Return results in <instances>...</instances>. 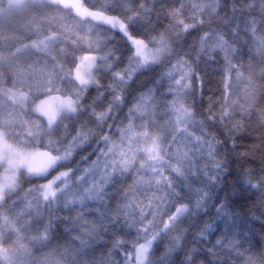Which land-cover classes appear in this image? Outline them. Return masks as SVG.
I'll return each mask as SVG.
<instances>
[{"label":"snow or ice","instance_id":"obj_1","mask_svg":"<svg viewBox=\"0 0 264 264\" xmlns=\"http://www.w3.org/2000/svg\"><path fill=\"white\" fill-rule=\"evenodd\" d=\"M221 12L227 19L213 26ZM109 32L125 38L126 54L102 50ZM193 35L196 43L188 44ZM218 53L219 109L210 96L198 113L188 100L194 80L203 89L193 61H215ZM149 71L156 72L153 86L132 91ZM257 75L264 81V0H0V264H204L196 248L182 247L189 229L181 226L192 220L195 227L214 198L227 227L203 249L215 258L207 264H234L233 254L264 264V250L240 251L250 243L244 220L216 193L227 172L221 136L235 146L243 121L255 115L261 135L251 150L264 154ZM217 124L219 135L208 130ZM90 141L96 158L73 168L74 153ZM240 186L241 199L260 193L264 209V159L243 171ZM211 229L200 230L201 242Z\"/></svg>","mask_w":264,"mask_h":264},{"label":"trees","instance_id":"obj_2","mask_svg":"<svg viewBox=\"0 0 264 264\" xmlns=\"http://www.w3.org/2000/svg\"><path fill=\"white\" fill-rule=\"evenodd\" d=\"M89 0H84V3L87 4ZM133 4L138 2H143L151 5L153 0H131ZM158 3V0H156ZM183 2L187 3L188 0H183ZM223 2V0H222ZM113 15H119L118 12L111 13ZM153 20L155 21V13L153 14ZM224 19H227L225 14L221 12L220 17L213 19L212 24L216 26ZM143 23H147L146 21ZM160 25L167 26L170 21L167 19H161L157 22ZM207 26V25H205ZM129 30L132 32L134 36H138L136 31L132 30L130 26ZM163 27H159L157 31H163ZM150 31V29H149ZM222 31H224L222 29ZM83 34V33H81ZM100 36L103 38L105 36L104 29L101 28L99 32ZM156 33H152L155 35ZM107 40L102 45V50L107 51L108 49L115 50L116 56H123L128 51V43H126L125 38L118 32H109L107 33ZM138 38H147L146 36H138ZM188 44L196 43V37L193 35L192 37H187ZM191 52V49H188ZM80 53L77 52V55ZM222 54L216 55L215 61H207L205 62L204 58H201L199 62L193 61V67L197 76L203 80V89L201 91V85L199 80H194L192 85V93H190L188 100L195 101L196 111L198 113L204 112L208 108V99L211 96L213 98V111H217L219 109L220 103V85H221V76L223 75V64L221 62ZM28 58H25L23 62H27ZM126 62V61H125ZM123 67V65H120ZM161 69H157L160 71ZM259 69L257 68V72ZM98 77L101 80L102 84L107 83V79L105 78V74L103 72L97 73ZM156 75V72H145L144 74H138L135 82L131 85V90H141L146 89L147 87H152V79ZM256 83L259 85L260 83H264L261 78L257 75L255 78ZM89 95L95 96L96 91L94 87L89 89ZM235 95H242L241 88L237 87L234 90ZM107 96V93H105ZM90 102V101H89ZM257 103H264V97H258ZM99 110V109H98ZM123 112H127V108L123 109ZM27 118V117H26ZM35 118V117H33ZM200 117L198 116V119ZM236 118L239 119V114H236ZM84 120L87 117L83 118ZM120 119H123V115L120 116ZM111 123V121H109ZM107 131V129H105ZM209 131L216 132L219 135V125L217 124L215 127L209 126ZM17 131H21L17 129ZM71 132V125H70ZM115 132V129H113ZM261 135V129L259 122L256 120L255 115L252 116L251 119H245L243 121V127L241 131L235 137V146H233L232 140L228 139L226 136H221L220 138L224 140V146L222 148H218V151L221 153V157L226 159L227 163V172L221 174V184L217 186L216 193L220 201L226 203L228 205L229 212L237 213L244 220V224L246 227L242 228V231L250 238V243L245 242L244 248L240 249V251H244V249H248L251 246V252L253 254H259L262 250H264V224L261 223V220H264V217H261V212L264 209L260 207V193L249 192L245 194L247 199H241V186L240 181L242 180L243 171L246 169H253L254 171L258 169L261 164L262 159H264V154L259 151H252V145L258 142V137ZM115 138V137H114ZM91 146L85 145L82 150H78L73 155L72 167H87L91 160H94L95 155H90L93 152V149L96 147L95 142H89ZM88 157V161H84L82 157ZM129 183L131 181H128ZM33 183H42V181H33ZM22 188L26 189L30 185L26 180L21 181ZM19 195H23V191L19 192ZM228 196V199L225 200V196ZM17 197L13 196V199ZM219 204L216 202L214 198L207 205V211L201 212L198 216L194 218L195 227H192V220H189L181 227L188 228L189 231L185 235V243L182 247H185L188 250L192 248H196L198 252H200L201 258L204 260V264H207L208 261L214 260L212 256H204L203 249L205 248H213L216 245L217 239L222 238V233H224L227 225L223 219H218L216 214V208ZM66 213H59V215H65ZM166 218V217H165ZM235 218V217H233ZM260 218V219H256ZM205 224L212 225V229L207 234L205 240L203 242L200 241L198 237V233L205 226ZM63 227V226H62ZM175 235V233H173ZM170 238L164 239L160 242L159 247L156 250V255L159 257L163 254L165 247L169 244ZM218 257L222 260L225 258V250L220 247H215L214 249ZM183 254H179L178 257L174 256L173 259H183ZM119 259V257H117ZM231 259L234 264H245L246 257H237L235 254L232 255ZM199 264V262H198Z\"/></svg>","mask_w":264,"mask_h":264}]
</instances>
